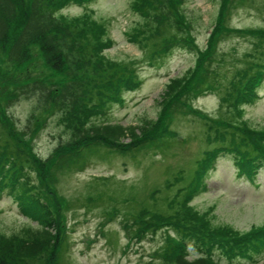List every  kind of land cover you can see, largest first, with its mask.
<instances>
[{"label": "trees", "instance_id": "16d2710c", "mask_svg": "<svg viewBox=\"0 0 264 264\" xmlns=\"http://www.w3.org/2000/svg\"><path fill=\"white\" fill-rule=\"evenodd\" d=\"M88 1L0 0V189L18 194L24 211L38 225L24 228L19 235H0V264H68L64 256L69 242L64 212L69 202L56 190V172L79 168L85 149L102 147L113 153L166 145L168 138L176 135L171 128L176 114L188 112L202 118L206 141L216 146L197 161L181 198L168 202L169 209L178 210L164 214L142 209L133 217L131 236L140 241L147 233L169 225L173 232L162 230L160 259L170 263L186 258V241H193L202 251L196 258L200 264H220L211 256L214 247L229 259H252L251 251L264 243V225L240 234L229 226H213L192 210L188 201L193 191L204 186L202 178L215 152L233 154L237 174L250 180L256 164H264V127L250 126L240 108L254 96L264 78V39L255 34L251 54L233 58L234 70L231 64H223L216 42L230 33L224 23L230 0H221L219 18L205 49L198 52L195 65L180 80L172 78L169 82L156 120L140 135L121 141L122 128L106 131L103 127L107 126L103 120L107 108L119 101L123 92L138 87L141 63L157 65L175 47L193 49V26L181 10L188 0H129L138 20L125 29V36L140 56L125 59H111L104 53L113 42L108 21L98 20L89 10L76 16L58 14L69 4ZM237 33L246 34L239 29ZM225 68L231 71L228 80ZM219 90L225 92V105L220 109L230 119L193 110L196 97ZM29 98L33 102L21 125L9 108ZM53 116L70 139L42 159L35 152L34 140ZM28 171H33L36 183L30 182Z\"/></svg>", "mask_w": 264, "mask_h": 264}, {"label": "rangeland", "instance_id": "374dc122", "mask_svg": "<svg viewBox=\"0 0 264 264\" xmlns=\"http://www.w3.org/2000/svg\"><path fill=\"white\" fill-rule=\"evenodd\" d=\"M220 7L221 0H188L184 4L181 10L193 26L195 46L193 49L175 47L157 65L141 63L138 87L123 92L120 100L107 108L103 118L106 131L122 128L120 140L127 141L151 127L162 108L169 82L172 78L180 80L188 68L195 65L198 52L205 49ZM85 10L92 11L98 20L109 22L113 42L104 50L107 57L140 56L138 48L125 36V29L138 20L129 7V0H90L82 5L66 6L58 14L72 16ZM224 23L230 33L216 42L221 53L217 55L222 57L223 64H231L233 68L234 57L251 54L256 36L264 39V0H230ZM238 29L246 34H238ZM226 74L228 80L231 71L227 70ZM255 90L254 96L242 102L240 108L243 120L259 129L264 127V78ZM224 95V90L206 91L193 100L192 108L214 118L230 119L220 109L225 105ZM32 100L20 99L9 108L21 125ZM199 119L191 112L177 113L171 124L176 135L159 148L113 153L102 147L85 149L79 159L81 169L72 167L56 172V190L69 202L64 212L69 240L64 256L68 264H200L196 258L202 251L199 252L193 241H186V258L179 262L160 259L162 230L173 232L169 225H159V231L147 233L140 241L131 236L130 231L134 227V215L142 209L164 214L178 210L177 207L169 209L168 202L181 198L197 161L216 146L206 141L205 127L202 118ZM69 139L70 135L53 116L34 140V149L38 156L47 159L58 144L67 143ZM235 170L233 154L215 152L202 178L204 186L192 192L188 204L211 225L229 226L240 234L264 225V164H256L252 180ZM28 175L30 182L36 183L33 171H28ZM18 197V194L11 196L7 189H0L1 236L19 235L24 228L38 226L24 211ZM251 255L252 259L239 256L229 259L214 247L211 256L220 264H264V243L255 252L251 251Z\"/></svg>", "mask_w": 264, "mask_h": 264}]
</instances>
